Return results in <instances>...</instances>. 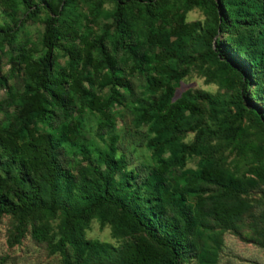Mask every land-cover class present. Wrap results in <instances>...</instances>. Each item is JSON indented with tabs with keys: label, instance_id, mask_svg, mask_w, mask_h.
Listing matches in <instances>:
<instances>
[{
	"label": "rangeland",
	"instance_id": "374dc122",
	"mask_svg": "<svg viewBox=\"0 0 264 264\" xmlns=\"http://www.w3.org/2000/svg\"><path fill=\"white\" fill-rule=\"evenodd\" d=\"M51 1L56 3V0ZM143 4L140 0V5ZM113 10L111 0H66L56 22L58 24L62 17L68 18L73 25L72 31L80 39L87 34L91 40L101 34L104 26L112 25ZM150 13L151 16L146 15L136 8L126 12V20L133 32L132 44L138 55L145 56L140 64L130 52L112 51V28L103 39L108 54L115 61L116 75L129 84L127 88L111 83L107 69L102 65L95 69L87 64L82 68L86 79L81 83L87 94L65 86L66 109L61 110L49 101L43 119L31 127L37 133L45 132L58 138L59 143L54 148L58 165L71 174L88 165L102 168L98 156L108 149L113 151L114 157L123 156L124 170L132 169L139 177L158 171L163 184L181 194L184 208L190 216L196 217L195 226L188 234V250L178 264H264V125L257 124L247 112L232 119L233 99L238 88L235 73L215 59L198 56L203 45L197 34L212 26L213 12L206 4L164 0L151 8ZM48 14L49 8L43 0H29V7L21 0H0V129L4 133L13 132L20 124L16 119L18 99L27 86L33 84L28 62L43 58L46 53L43 30ZM159 33L168 36V46L154 40ZM218 37L227 46L234 41L233 33L226 31ZM73 39L71 35H63L58 41L61 46L51 48V72H71L75 68L72 63L69 65L73 55L61 48H73L70 52L79 48L81 42ZM170 46H177L181 56L190 63L186 65L174 56L164 60L173 73L185 70L177 80L168 76L162 80L163 87L171 89V100L183 93L203 95L197 101L198 112L187 116L178 142L195 141L192 126H226L223 135L202 136L195 143L217 168L242 183L245 191L238 196L225 195L219 187L208 182L191 183L189 173L197 169L201 155H187L182 166L160 169V161L173 155L178 147L152 150L147 146L148 140L160 134L153 119H143L140 114L162 92H152L149 81L154 76V65L163 62L160 58L164 48ZM89 58L98 61V52L91 50ZM78 65L77 60V69ZM259 78L263 79L257 85L255 82ZM247 92L259 110L264 111V75L255 74ZM91 96L106 103L96 109L90 103ZM211 106L217 110L215 116L209 111ZM22 140L20 136L19 141ZM80 145L89 151V160L82 158L78 151ZM3 159L0 155V177L20 171L16 165L5 167ZM256 167L261 174L255 173ZM23 173L27 186L32 185L39 174L35 171ZM11 190L10 181L0 183V195L12 197ZM236 204L243 210L229 224L221 222L213 209L215 205ZM173 209L168 207L169 212ZM59 217L58 212L31 213L19 222L16 215L2 214L0 264H61L60 253L52 247L58 235ZM84 238L114 247L122 242L111 235L108 224L101 225L95 217L84 230ZM83 256L79 264H119L116 257L99 262L89 252Z\"/></svg>",
	"mask_w": 264,
	"mask_h": 264
},
{
	"label": "trees",
	"instance_id": "16d2710c",
	"mask_svg": "<svg viewBox=\"0 0 264 264\" xmlns=\"http://www.w3.org/2000/svg\"><path fill=\"white\" fill-rule=\"evenodd\" d=\"M29 7V0H21ZM49 8L43 30V43L46 53L43 58L29 61L32 76V86L18 99L16 119L20 122L17 129L4 133L0 129V155L4 157L5 167L16 165L20 170L17 174L0 177V183L10 181L11 196L0 195V216L12 214L21 222L31 213H59L58 235L52 247L61 255V264H79L83 255L91 253L101 262L116 257L119 264H178L179 259L188 250V234L195 226V218L190 216L183 206V196L168 189L158 171H152L139 177L132 169L124 170L123 156L114 157L108 149L98 156L103 166L88 165L71 174L58 165L54 148L59 140L49 133H37L31 124L43 119L45 106L49 101L61 110L66 109L64 97L65 86L85 93L81 83L86 78L83 67L87 64L95 67L102 65L107 69L111 83L127 88L129 84L116 75L115 61L108 54L103 39L110 34V45L113 52H130L140 64L145 56L138 55L132 44V29L126 20L129 9H140L151 16V8L164 0H111L114 5L112 22L104 26L97 38L84 35L81 39L72 31L73 25L68 18L60 15V7L66 0H43ZM188 4H206L213 12V24L203 28L197 38L203 45V51L198 56H207L220 62L226 69L235 73L238 88L233 99L234 112L232 119L236 120L245 112L249 113L257 124L264 125V111L251 100L247 92L254 75H264V0H185ZM36 6V5H35ZM37 7V6H36ZM235 29V30H234ZM233 33L234 41L227 46L218 35L222 32ZM150 32V36H151ZM63 35L81 42L80 47L72 52L68 46L61 48L72 54L69 65L75 68L71 72H51L49 55L53 46L60 47L58 41ZM152 37H154L152 35ZM159 37V38H158ZM153 39V38H152ZM168 36L159 35L154 40L167 45ZM168 46V45H167ZM98 52V61H90L91 50ZM190 64L181 56L177 46L164 48L160 60L154 65V76L150 78L149 88L152 92L162 90L160 95L152 100L140 114L141 118H152L157 125L159 136L147 142L152 150L171 149L174 145L178 150L169 158L161 160L159 168L165 169L182 166L187 155L201 157L198 167L190 171L189 179L192 184L208 182L219 187L225 195L238 196L244 193L242 183L226 175L205 154L200 145L195 142L202 136L215 137L225 133L226 126L220 124L215 128L209 126H192L195 130L193 143H179L178 134L187 124V116L198 112L197 101L203 98L199 93H183L171 100V89L162 85L164 76L175 80L182 77L185 70L173 73L164 63L168 57ZM77 60L79 68L77 69ZM27 61L24 59V62ZM95 71V70H94ZM261 79L257 80L260 85ZM255 81V80H254ZM66 84V85H65ZM111 97V96H110ZM91 104L102 108L106 101L91 96ZM92 106V107H93ZM213 115L217 110L209 108ZM22 141H19V137ZM83 159L89 160L90 154L85 146L78 149ZM24 171H35L36 176L32 185L25 184ZM255 173L261 174L258 168ZM193 187V186H192ZM174 209L168 211V207ZM221 222L231 223L243 208L234 206H217L213 208ZM99 223L108 224L113 237L122 239L119 246L107 243H94L84 238V230L92 218Z\"/></svg>",
	"mask_w": 264,
	"mask_h": 264
}]
</instances>
